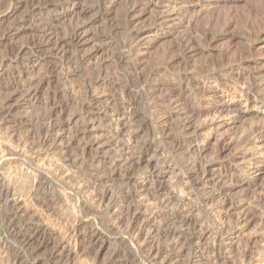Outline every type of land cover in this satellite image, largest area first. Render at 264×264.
I'll return each instance as SVG.
<instances>
[{
	"label": "rangeland",
	"instance_id": "374dc122",
	"mask_svg": "<svg viewBox=\"0 0 264 264\" xmlns=\"http://www.w3.org/2000/svg\"><path fill=\"white\" fill-rule=\"evenodd\" d=\"M4 1L0 187L20 189L35 180L48 199L59 198L55 206L63 217H74L77 204L100 212L104 204L94 192L106 187L116 196L138 188L158 193L136 212L135 227L150 219L139 244L127 229L135 214H127L128 207L135 201L125 205L121 224L116 220L120 208L81 218L82 234L102 233L94 249L96 264H161V258L147 254L158 247L171 253L172 232L195 237L203 231L201 249L211 250L217 238L232 234L234 251L251 246L252 264H264V75L256 72L258 63L264 67V56L257 53L264 41V0ZM174 9L182 14L167 18ZM79 27L84 40L67 47L66 59L53 55L52 46L38 44L45 35L72 34ZM21 47L26 49L21 52ZM82 70L83 76H73ZM88 76L90 85L83 82ZM238 77L236 89L223 88ZM28 81L33 85L19 95L9 90ZM114 86L118 90L111 91ZM171 93L173 100H164ZM50 115L63 136L59 140L54 133L48 151L36 158V151L29 152L20 140L28 134L38 139ZM133 162L139 167L130 171ZM205 169L212 173L206 180ZM210 196L215 198L207 203ZM24 197L0 206V219L18 213L17 228H54L57 222ZM10 232L0 220V240L11 243L4 260L18 256L28 264H94L70 258L75 247L55 251L66 240L60 230L47 236L36 258L12 241Z\"/></svg>",
	"mask_w": 264,
	"mask_h": 264
},
{
	"label": "bare ground",
	"instance_id": "6f19581e",
	"mask_svg": "<svg viewBox=\"0 0 264 264\" xmlns=\"http://www.w3.org/2000/svg\"><path fill=\"white\" fill-rule=\"evenodd\" d=\"M5 1H7V0H5ZM178 1L179 0H170L169 2L177 3ZM183 1L187 4H191L193 0H183ZM3 5H5V3ZM148 5H151V3H148ZM6 7H7V5H6ZM0 9H1V7H0ZM2 9L0 10V12L3 11ZM180 14H182L181 10H175L174 9V11H169L167 18L175 17V16H178ZM66 34L65 35L59 34V36L57 34L55 37H52V35H45V39H44L45 41L41 42V40H40L41 43L39 42L38 44L43 43V44H45L46 47L52 46V48L50 50L52 51L53 55H55L57 57L59 56L61 59H66L67 58L66 57V53H67L66 51L68 50L67 47H69V46L79 47L81 45L82 41L84 40V37H83L84 33L82 31V28L79 27L75 30L74 33H72V34L70 33L67 35ZM262 37L264 40V31L262 32ZM257 47H258L257 53L260 54L261 56H264V41H263V43L259 44ZM25 49H26V47H21L20 51L23 52ZM11 51H13V50H11ZM16 53H17V51H16ZM90 57L91 56H89V55L87 57L83 56L80 59V62L83 63V61H85V63H86V61H88L90 59ZM258 65H259V63H258ZM258 65L256 67V72H257L258 76H263L264 75V67L261 65H259V66ZM87 72H89V71H86V73ZM84 73H85V71L82 70L80 72V74L74 73L73 76L74 77H76L77 75L83 76ZM91 80L92 79L89 78V76H88V78H85L83 80V82L86 85H90V83L92 82ZM240 83H241V79L238 77V78H236L235 83H226V84H224L225 87H223V88H226L227 90L231 91L232 89H236L237 88L236 86H238V84H240ZM32 85H33V82L28 81L23 86L21 85V86L15 87V88L12 87L11 89L9 88V90L12 91L14 89L13 90L14 93L19 95L20 92L22 93L25 89H29ZM118 88L119 87L114 86L113 88H111V91H114V90L116 91V90H118ZM243 91L244 90H239V93L243 97H245V100L246 101L251 100V96L249 95V93L245 92V91L243 92ZM174 95H175V93H171V95L168 96L167 98L164 97L165 98L164 100L167 99L170 101ZM121 96L122 97L125 96L124 91L121 93ZM222 108L223 109L227 108V106L224 105ZM128 109H130V108L127 107V110ZM62 112L64 113L65 110H62ZM0 118H1V116H0ZM48 119L50 121L48 124V127L45 128L44 133H42V132L40 133V136L38 139L37 138L35 139V137L32 138L31 134H28L20 140L21 144L23 145L22 147L27 149L29 152H31V151L35 152L36 151L38 153V154L36 152L34 153L37 155L36 158L40 157V153L48 151V150H45V148L48 146L49 142H51L53 134L54 133L60 134L62 132V126L61 125L52 123V115H50V117ZM120 119L121 118L118 115L116 117V120L119 121ZM44 127H46V126H44ZM62 136L63 135L60 134L56 137V139L58 138L60 140V137H62ZM32 139H35V140L32 141ZM52 143L53 142H51L50 144H52ZM232 161L236 162L238 160L233 159ZM138 167H139V165L137 163L133 162L130 166V171H134ZM219 169H222V168H219ZM224 171H227L228 173L229 172L232 173L233 170L226 168ZM220 173H222V172H220ZM153 175H154L153 172L152 173L149 172L148 177L152 178ZM211 175H212L211 169L210 170L205 169L203 171V174H202V176L204 177L205 180L207 178H210ZM78 180L80 181L81 178L79 177ZM203 182L205 185L207 184L206 181H203ZM105 183H107V182H105ZM190 183H191V181H190ZM197 185H198V183H197ZM195 186L196 185L194 184L193 187L195 188ZM191 187H192L191 184H189L187 186H183L182 190L185 191L187 189H190ZM90 188L91 187L88 186L86 191H88ZM44 191L45 190L40 185L36 184L35 180L30 186L22 187L20 189L14 187V186H5V185L0 187V206L1 207L2 206H9L12 202H17L18 197H21V196L24 197L25 196L26 198L25 197L24 198L26 199V202L29 203L31 201H33V202L35 201V204L37 205L40 212H42L43 214L44 213L47 214L49 216V217L47 216L48 219L53 218V220H55L57 222L55 224V227L52 229H49V228L43 229L37 225L36 226L31 225V226H25V227L17 228V224L15 222H16V218L19 217L18 216L19 214L18 213L4 214L2 216V218L0 219L1 224L4 226H7L9 228V230L11 231L10 232V238L12 239V241L19 244L22 247V249L25 250V252L29 251L30 253L28 252L26 254L27 255L30 254L29 256L34 258L35 255H37L39 253L41 247L43 245H45V243H47V236L51 233H55L56 230H60V233L63 232L66 234V240L64 241L65 244L56 245L55 251H58L61 246L63 248H64V246L75 247V250L70 255H68V256H70V258L74 259L75 261H77V260L85 261V262L93 261L94 264L97 263L96 256L94 255L95 245H96L97 240L102 236V233L99 229H94V230H91L90 232H88V234H86V233L82 234L80 231V226H79L81 221H82L81 218H85V217L89 218L91 215H93L95 217V215L99 216L98 214H100V215L101 214H107L108 212H110V210L112 208H116V209L120 208L121 213H120V215H118V219H116V220H119L120 224H121V223H124V212L126 210L125 205L128 204V202L135 201L136 203H135L134 207H132L131 204H130V207H128L127 214L129 213V215H130L133 211H134L133 214L134 213L135 214H134V217L132 215L131 220L127 223L128 224L127 229L132 234V242L139 244V242L141 241V239L143 237V231H144L145 227L149 225L150 219L146 222H144V221L142 223L140 222L139 225L135 227L133 225V223H134L133 221H137V218H135L136 212L140 211L145 206L150 205V203L153 201V199L158 196V193H155V195H152L149 192L145 193V189H139V188L136 189L135 191L130 192V193L125 192V190H122V191L120 190L121 193L119 192V195L116 196L113 194V190L111 187L110 188L106 187L103 189L102 192H100L98 190H96L94 192V199L96 201H98L99 203L104 204L103 205L104 208L101 209L100 212L95 211V209H92L90 207L87 208L84 206V204H79V205L77 204L76 215L74 217H63L62 215H60L57 212L56 206H55L56 203L59 202V198L56 200H54V199L50 200L47 198L49 193L48 192L44 193ZM114 192H115V190H114ZM42 193H44L45 195H43ZM139 196H143L144 199H142L140 201L139 200L136 201L137 197H139ZM214 198H215V196H210V197H207L205 199V201L207 203H209V201H212ZM133 204H134V202H133ZM220 209H221V207H219V210ZM152 211H154V210H152ZM150 213H151V217L153 216L154 218H156V214H154L152 212H150ZM25 215H28V213H25ZM127 219H128V217H127ZM125 220H126V218H125ZM187 221H189V220L188 219L184 220V222H187ZM104 227H102V228H104ZM110 230H113V228H110ZM170 235L174 236V238L176 237L175 238L176 240H174L173 243L171 242L172 243L171 253L170 252L167 253V251L165 252V250L163 248H159V247L156 249L152 248L147 254L149 258H151V257L161 258L163 260L161 264H238V263L239 264H252V262H253V259H250V256L248 253V252H250L249 249L251 248V246H250V248H246V249L241 250V251L238 249L239 252L234 251L235 247H234V242L232 240V236H233L232 234H226L225 233V235H223V237L217 238L215 240V244H214L213 249L207 250V251H206V249L203 250V248L201 249V247L198 246L199 244H201L203 238L206 235V232H204V231L195 237L194 236L185 237V236H182L180 234H179V236L178 235L175 236V233H173V232ZM170 235H168V236H170ZM166 241L169 242V239H167ZM256 243L254 242V245ZM249 245H250V243H249ZM10 248H11V243L9 242V240H7V239L0 240V259H3V260H0V264H28L27 262L23 261V259L19 258L18 256L14 257L13 259H9V260H4L5 257L1 258L2 255H5V253H8V251H10L9 250ZM168 251H169V249H168ZM185 255L186 256L189 255V257L185 262L181 263L182 261L181 262L179 261V257L185 256ZM263 255H264V253H263ZM154 258H152V259H154ZM65 262H68V261L66 260Z\"/></svg>",
	"mask_w": 264,
	"mask_h": 264
}]
</instances>
